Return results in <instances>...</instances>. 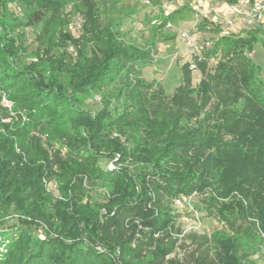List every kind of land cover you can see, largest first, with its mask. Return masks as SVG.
<instances>
[{"label":"trees","instance_id":"obj_1","mask_svg":"<svg viewBox=\"0 0 264 264\" xmlns=\"http://www.w3.org/2000/svg\"><path fill=\"white\" fill-rule=\"evenodd\" d=\"M149 1L161 9L168 0ZM81 2L78 61L69 64L65 53L52 52L73 43L59 31L60 0H0V98L12 104L4 118L14 112L10 123L0 121V197L11 192L9 202L27 208L21 214L30 224L46 228L45 240L24 230L15 237L0 232V264H131L125 254L136 235L142 241L135 259L155 247L153 264H180L164 261L179 218L170 202L193 192L206 193L221 229L198 237L186 264H257L254 255L264 264V78L251 59L257 43L264 57V30L223 33L202 19L198 29L211 27L217 37L179 67V85L167 96L139 75L153 64L154 38L166 23L190 18L189 5L167 16L161 9L142 49L127 43L122 30L136 7ZM37 26L36 61L25 65L22 29ZM211 58L217 61L208 70ZM192 65L201 75L196 86ZM94 95L101 102L93 112L86 101ZM21 118L24 125L16 127ZM19 148L26 154L30 148L36 159H25ZM103 157L116 160L113 170L100 169ZM128 162L137 164V175ZM52 175L66 182L62 194L70 196L46 213L42 179ZM89 186L107 187L104 205L71 200L88 197ZM84 232L87 242L79 239ZM95 242L103 253L95 252Z\"/></svg>","mask_w":264,"mask_h":264},{"label":"rangeland","instance_id":"obj_2","mask_svg":"<svg viewBox=\"0 0 264 264\" xmlns=\"http://www.w3.org/2000/svg\"><path fill=\"white\" fill-rule=\"evenodd\" d=\"M60 1L62 2L60 17L62 18L61 20H63V22L62 26L60 25L59 27V31H61L63 34H67L73 43H65L64 47L58 45L52 50V52L56 56L65 53V55L67 56V62L69 64H73L77 63L78 61V48L75 47H79L78 42L81 39V32L76 30L75 24H77L78 22H81V24L83 23V15L81 14L80 9L82 2L81 0ZM93 1L97 2L99 6H109L114 0ZM161 1L163 2L164 0ZM249 1V4H251V0ZM204 3L206 10L205 15H201L196 18L193 13L190 18L184 21H178L177 23H171V28H164L161 32L157 34V36L154 38V46L151 48V59L153 64L141 70V74L139 75V77L146 82H156L162 88L164 94H166L167 96H171L174 93V90L179 85V67L186 62H192L194 59L193 53L185 47L184 42L180 37V34L182 32H187L190 36H192V40L195 42V44H205L206 42L214 40L217 35L211 31V27H207L205 31L198 29L197 27L200 21L205 18H207L208 21L211 22L209 25L218 28L223 33H244L249 30H254L256 28L264 30V26L250 28L243 22H238L232 29H229L225 26V20L231 18L228 10L230 4L218 0H205ZM150 4L153 8H155L154 11H152L151 8L145 6L140 1L118 0L117 4V6L123 7H136L137 13L132 18L124 22L122 30L123 33L126 34L125 41L127 43L142 49L148 46L147 42L149 39V28L151 22L155 20L159 22V15L161 13V9L159 7L152 4L151 2ZM22 33L24 35L23 45L26 47V54L24 56H21V58L24 64L28 65L31 62L34 63V59L36 60V57L33 56V52L36 50L38 44L37 39H39V37L42 35V29L40 26L30 27L27 29V32L22 29ZM74 53H76V55H74ZM251 59L254 64L262 66L260 77L264 78V57L261 45L259 43L254 46ZM212 66L213 64L209 63L208 70H210ZM191 70L192 86H196L200 80L201 75L199 70L195 69V67ZM211 72H213V70H211ZM86 102L88 104V108L91 111L94 112L100 109V96L94 95L89 98ZM3 108L4 107L0 105V121L3 124L10 123L12 120L11 118H13L14 116V112H11V115L9 114L10 117L4 118ZM22 125H24V119L21 118V121L16 125V127L20 126L19 128H22ZM32 134L33 131H29V135ZM45 141H47V139L45 137H41V145H43V148L46 149L49 154H51V150L47 148ZM53 144V148L60 149L58 144ZM25 149L27 154L24 153V151L20 148L17 149V153L23 155L25 159L27 158V156L32 159L36 157L35 153L32 152L30 148ZM115 161L116 160L112 161L108 157H103L100 158L98 166L100 167V169L105 171L113 170V168H115ZM124 166H126L133 175H137L139 172L137 164H132L131 162H128ZM121 167H123V165H121ZM53 170L56 171L55 168ZM15 187L16 186L13 187L11 185L12 189H14ZM65 187L66 182L61 178H58L57 176L52 175L51 177H44L42 179V188L45 193L46 203H48L46 210H44L46 213L47 211L53 212V208L56 206L57 202H67V200L69 199L68 196H70V192L67 193V197H63L62 188ZM87 189L88 197L85 198V196L83 197L78 195L75 199L73 198L71 200L75 201L77 204L80 205L88 203L89 206H91L92 204L104 205L107 202L108 197L106 186H89L87 187ZM195 193L197 194L191 200V207L193 208L195 213H192V211L188 207H186V209L184 208L182 210H179L174 207L172 201L170 202V208H172L173 212L179 214V218L175 223L177 225L176 231L171 233V240L176 239V244L174 245V248L172 249L170 254H168L164 258L165 262L176 260L180 264H186L187 262L189 263L190 255L193 254V252L197 248V238L201 236L208 237L214 232H218L221 229L219 222L217 223L215 219L213 209L205 203L207 199L206 193ZM7 196H9V199L4 202L5 197ZM11 196L14 195L6 190L2 198L0 197V232H5L10 234L12 237H15L19 234V232L24 230L27 231L30 236L38 237L40 239L45 240L46 236L44 234V230L46 228L42 225H40V227L39 225L34 226L30 224L31 218L25 215L23 216L21 214V210H26L27 208L23 205H17V209L15 204L9 202L10 200H12ZM231 198V195L227 198H224V202L230 201ZM37 202L38 204H41L39 203V201ZM24 205L28 206V203L25 202ZM67 209V213H69V210L71 208L68 207ZM53 216H55V214H53ZM52 223L57 228H59L60 225H58L59 221H57L56 216L52 219ZM194 223H199L200 227L194 228ZM223 229L225 230L224 227ZM192 231H196V233H190ZM187 236H192L193 240L187 238ZM79 239H82L85 242L88 241L85 232L82 236L79 237ZM141 241L142 240L139 235H136L134 237V240H131L129 244V250L128 253L125 254V258H129L127 260L128 262H131V264H153L154 256L151 253L154 252L155 247H150L149 249H146V251L148 250L147 253H144L143 256L139 258V260L134 258L133 251L138 249V243ZM165 243L166 240H164V244ZM91 245L94 248L95 252H104V246H101L100 244H98V242L91 243ZM161 248H163V246H161ZM251 260L256 261L257 264H263L261 255H254L253 257H251Z\"/></svg>","mask_w":264,"mask_h":264},{"label":"built area","instance_id":"obj_3","mask_svg":"<svg viewBox=\"0 0 264 264\" xmlns=\"http://www.w3.org/2000/svg\"><path fill=\"white\" fill-rule=\"evenodd\" d=\"M140 1L145 6L149 7L154 11L155 8L152 7L149 0H134ZM205 0H168L164 2L161 6L163 11V15L167 16L172 13L176 9L182 7L183 5H189V7L193 10L194 15L198 18L201 15L206 14L205 10ZM249 0H235L234 3L229 5V15L231 18L225 20V26L229 29H232L238 22H243L250 28H256L264 26V0H251V4H249ZM158 21H152L151 25H157ZM81 22L75 24V28L77 31L81 30ZM165 29L171 28V23L165 24ZM184 45L187 49H189L194 56L199 57L204 49L209 48L210 43L206 42L205 44H195L192 40V36H190L187 32H182L180 34ZM76 55V53H74ZM34 61H36L34 59ZM217 59L211 58L209 60L210 64L213 66L216 64ZM194 68V65L190 67V69ZM0 105H2L5 109L10 111L12 104L6 100L4 96L0 98ZM197 193H192L190 195H180L177 198L173 199L172 203L175 208L182 210L188 207L192 213H195L193 208L191 207V200ZM199 228V223H194V228ZM190 233H196V231H192ZM264 237V234H262Z\"/></svg>","mask_w":264,"mask_h":264}]
</instances>
